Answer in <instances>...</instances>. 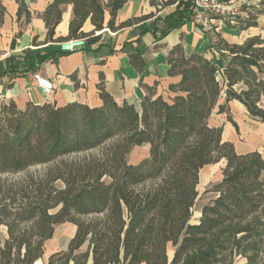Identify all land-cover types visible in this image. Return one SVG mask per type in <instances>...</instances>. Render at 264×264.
<instances>
[{
	"label": "trees",
	"instance_id": "16d2710c",
	"mask_svg": "<svg viewBox=\"0 0 264 264\" xmlns=\"http://www.w3.org/2000/svg\"><path fill=\"white\" fill-rule=\"evenodd\" d=\"M15 1L18 16L29 17L25 0ZM127 1L53 0L43 13L46 39H54L63 4L73 5V18L68 35L57 40L87 37L92 42L94 31L104 28L107 9L109 28L131 24L115 26ZM257 1L245 27L257 26L264 15V0ZM190 8L188 0H180L165 17L163 33L187 21ZM5 12L0 0V26ZM88 18L94 30L86 33L82 28ZM215 40L217 49L228 54L223 70L178 44L168 56L169 74L180 76L169 85L175 95L166 100L151 93L141 110L117 103L102 85L103 102L95 107L79 102L28 103L24 109L13 101L3 104L0 226L7 227L8 237L0 239V264H33L43 255L54 226L64 222L77 226L76 235L69 250L52 255L49 264L56 257L59 264L71 259L86 264L90 254L93 264H169V243L175 247L171 264H234L236 257L244 258L243 264H264V159L257 151L238 154L231 142L223 141V128L208 122L222 93L226 102L219 111L235 99L264 122L259 106L264 98V38L251 36L241 44L218 35ZM50 57L11 56L0 75L36 71ZM144 144L149 156L129 163L131 150ZM221 160L223 179L211 189L218 195L202 207L199 223L191 224L200 170ZM37 165L45 166L42 176L31 175L25 182L2 178ZM85 243L88 249L74 254Z\"/></svg>",
	"mask_w": 264,
	"mask_h": 264
},
{
	"label": "crops",
	"instance_id": "0c3cea01",
	"mask_svg": "<svg viewBox=\"0 0 264 264\" xmlns=\"http://www.w3.org/2000/svg\"><path fill=\"white\" fill-rule=\"evenodd\" d=\"M52 1L25 0L29 12L27 17L26 13L18 16L19 4L15 0H2L6 12L0 26V72L6 69L7 59L11 56L51 54L50 58L38 65L36 71L0 75V98L4 104L13 101L19 109H24L28 103L64 106L79 102L95 107L103 102L99 95V85H102L117 103L127 102L141 110L142 100L151 93L154 97L167 96L168 100L175 95L169 91V85L177 83L180 76L169 74L168 63L169 52L174 46L181 44L187 54L203 55L223 70L228 57L217 49L215 35L230 44H241L248 38L245 34L226 32L225 24L219 20H214L218 29L213 35V32L202 28L190 18L163 33L166 28L165 17L176 10V1L128 0L117 12L115 26L129 20H132L131 24L117 29L109 28L107 22L111 15L107 9L104 28L95 30L91 35L97 39L87 42L83 48L65 53L61 51V41L57 38L66 37L69 33L73 5H61L62 17L55 28L54 39L47 40L43 13ZM82 30L86 33L94 30L90 18L85 21ZM133 59L137 63H133ZM37 72L52 82L51 93L37 84L34 79V73ZM225 102V93H222L209 117V125L221 126L223 141L231 142L238 154L257 151L264 159V122L252 116L247 107L235 99L226 104L225 111H219V105ZM259 106L264 109V98ZM139 147H143L149 156L148 144L133 149ZM140 161L129 163L138 164ZM224 166L225 160H221L200 170L198 197L194 205L196 210L193 213L192 208L191 224L199 223L202 207L217 197L218 193L211 189L223 179ZM76 232L77 226L71 222L54 226L53 235L45 241L43 255L40 257L45 264H49L52 255H62L69 250ZM7 237V227L1 225L0 239L4 241ZM87 249L88 243H85L74 254L78 255ZM174 251L175 247L169 243V264ZM56 258L52 264H59ZM68 264L75 263L71 259ZM86 264H93L91 254Z\"/></svg>",
	"mask_w": 264,
	"mask_h": 264
},
{
	"label": "rangeland",
	"instance_id": "374dc122",
	"mask_svg": "<svg viewBox=\"0 0 264 264\" xmlns=\"http://www.w3.org/2000/svg\"><path fill=\"white\" fill-rule=\"evenodd\" d=\"M228 1L232 2V4H234L239 9V14H237L233 18L220 17V16L213 15L214 18L211 21V25L209 29L210 32L211 33L213 32V35H214V32H216V30L218 29L214 23V20H219L222 24H225L224 28L226 32H230L236 35L245 34V35H248V37L260 35L264 38V15H259L257 19V22H258L257 26L245 27L246 20L249 18L248 12L250 11L254 13V8L258 6L257 5L258 1L257 0H228ZM103 2L105 3L107 2V0H103ZM225 54L226 56H228L227 53ZM165 99L168 100L167 96H165ZM131 151L132 152L128 154V158L131 163L140 161L148 156V154L145 152V149L143 147L135 148ZM44 170H45L44 165H37V166L31 167L30 169L24 172H20L18 174L4 175L2 176V178L8 179L11 182H14V181H24L25 182L28 179V177H30L31 175L42 176L44 173ZM57 185L59 187H63V184L61 182H58ZM195 210H196L195 207H193V213ZM51 212H54V210H52ZM191 221H193V218ZM244 262H245L244 258H241V257H236L234 260V264H243ZM258 264H263V261L262 260L259 261Z\"/></svg>",
	"mask_w": 264,
	"mask_h": 264
},
{
	"label": "built area",
	"instance_id": "2783aa9c",
	"mask_svg": "<svg viewBox=\"0 0 264 264\" xmlns=\"http://www.w3.org/2000/svg\"><path fill=\"white\" fill-rule=\"evenodd\" d=\"M180 0H176L175 5H178ZM187 1V0H185ZM191 4L190 19L196 21L202 28L210 29L211 21L214 16L230 17L233 18L239 14V9L230 1L223 0H188ZM87 37L70 38L60 42V48L62 52H73L77 49L83 48L86 45ZM220 71L218 72V78H220ZM34 79L37 84L41 86L46 92L51 93L53 91V84L50 80L43 77L40 73H34ZM4 102L0 98V110ZM33 264H45V262L39 258L33 262Z\"/></svg>",
	"mask_w": 264,
	"mask_h": 264
}]
</instances>
